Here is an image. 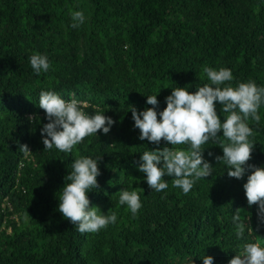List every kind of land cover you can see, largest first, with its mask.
Listing matches in <instances>:
<instances>
[{"label": "trees", "instance_id": "1", "mask_svg": "<svg viewBox=\"0 0 264 264\" xmlns=\"http://www.w3.org/2000/svg\"><path fill=\"white\" fill-rule=\"evenodd\" d=\"M75 10L87 21L73 29ZM36 52L51 62L39 75L28 59ZM205 65L231 69L233 85L264 86V0H0V264H202L204 255L228 264L245 243L264 246L246 177H228L227 165L215 160L223 155L217 144L203 146L212 176L186 194L172 177H164L165 190L152 191L137 170L144 151L165 145L138 138L128 106L152 107L146 96L156 94L163 110L171 88L194 92L209 83ZM41 90L78 99L85 112L103 111L116 123L71 152L47 150ZM258 114V122L247 121L255 145L248 163L264 166V105ZM81 155L102 157L100 190L89 199L118 216L99 232L81 233L56 210L64 177ZM124 188L141 197L135 215L118 203ZM237 213L246 224L250 219L240 239Z\"/></svg>", "mask_w": 264, "mask_h": 264}, {"label": "clouds", "instance_id": "2", "mask_svg": "<svg viewBox=\"0 0 264 264\" xmlns=\"http://www.w3.org/2000/svg\"><path fill=\"white\" fill-rule=\"evenodd\" d=\"M70 17L73 29L87 21L82 10L70 11ZM28 59L37 75L49 71L51 62L46 53L36 52ZM203 72L209 83L194 92L187 87L171 88V94L164 99L166 107L163 110H160L156 94L146 96V104L152 107L138 110L134 105L128 106L133 127L139 130L138 138L157 146L163 140L165 145L144 151L136 162L137 170L144 174L152 191L165 190L168 183L164 177H172L173 186L186 194L197 180L212 176L214 167L205 159L206 148L203 146L209 142L217 144L223 155H217L215 160L227 165L228 177L237 180L246 177L243 189L248 205H257L259 230L264 226V166L248 163L255 145L250 140L254 130L247 121L249 118L260 120L258 110L264 105V86L251 80L233 85V73L226 67L217 69L205 65ZM217 102L221 105L220 113L227 114L223 119L217 114ZM82 103L75 98L66 100L54 90L40 91L39 108L44 110L48 121L40 129L45 149L71 152L85 137L97 136L98 132L107 135L111 131L116 123L111 116H106L103 111L87 113L81 107ZM218 133H222L223 140ZM168 145H186L187 150ZM21 148L25 154L31 153L27 145ZM208 155L213 154L209 152ZM101 159L83 155L75 158L71 163L72 170L64 177L63 187L58 192L56 210L81 233L99 232L118 219L115 211L109 210L105 214L89 199L93 189L100 190L97 178L102 174ZM118 193L119 205L126 206L132 215L137 214L142 207L139 193L134 188H124ZM249 220L246 224L238 213L233 216L238 239L245 236L246 228L250 227ZM202 264H215V258L204 255ZM228 264H264V246L256 242L245 243L242 251Z\"/></svg>", "mask_w": 264, "mask_h": 264}]
</instances>
